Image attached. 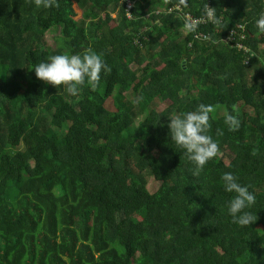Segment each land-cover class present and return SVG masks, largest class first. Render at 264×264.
Wrapping results in <instances>:
<instances>
[{
	"label": "trees",
	"instance_id": "obj_1",
	"mask_svg": "<svg viewBox=\"0 0 264 264\" xmlns=\"http://www.w3.org/2000/svg\"><path fill=\"white\" fill-rule=\"evenodd\" d=\"M130 1L0 0V264H264V0ZM88 47L111 74L77 95L41 80L39 101L32 67ZM201 103L219 152L194 176L168 124ZM225 172L255 194L251 225L232 223Z\"/></svg>",
	"mask_w": 264,
	"mask_h": 264
},
{
	"label": "clouds",
	"instance_id": "obj_2",
	"mask_svg": "<svg viewBox=\"0 0 264 264\" xmlns=\"http://www.w3.org/2000/svg\"><path fill=\"white\" fill-rule=\"evenodd\" d=\"M34 4L37 8L60 6L58 0H34ZM205 12L211 17L212 7L205 5ZM255 25L261 33H264V11L259 13ZM194 28L195 25L191 21L185 22V30L192 31ZM32 68L35 69L38 79L57 88L63 85L70 95H77L80 88L85 85L96 90L102 70L106 74H111L112 71V68L102 59V55L91 47L85 48L81 53L50 55ZM32 68L29 70L31 71ZM213 111L212 105L201 103L193 111L170 116L168 124L170 138L175 145L185 151L188 159L195 165L194 176H199L207 162L219 152L217 142L207 134L210 128V113ZM225 124L228 125L229 131H237L241 126V121L238 115L225 114ZM217 131L218 134L223 135L222 130ZM256 154L253 150L252 155ZM221 180L226 192L235 193L227 206L232 223L241 227L251 225L257 217L247 209L255 203V194L249 191L248 186L241 185L238 177L231 172L223 173Z\"/></svg>",
	"mask_w": 264,
	"mask_h": 264
},
{
	"label": "rangeland",
	"instance_id": "obj_3",
	"mask_svg": "<svg viewBox=\"0 0 264 264\" xmlns=\"http://www.w3.org/2000/svg\"><path fill=\"white\" fill-rule=\"evenodd\" d=\"M66 11H67L68 14H70V16H72L73 18H76V19H78L79 17L82 16V10L78 7V5L74 1H72L70 3V5L67 6ZM114 15H115V13H111L110 14V16H112V17H114ZM100 18L104 21L105 20V15L102 14L100 16ZM110 24H113V22L110 21ZM181 32L184 33L185 31L184 30H181ZM54 34H55L54 31H48L46 33V35H45L47 37L48 42L52 46L54 45ZM131 66L133 67V65H131ZM5 70H6V65H0V76L2 78H4ZM37 86L39 88V101H41L42 100V92H41V89L43 88L44 85H43L42 81L40 79H38V78H37ZM168 102L169 101H159V102H157V104H156L157 105V108L158 109H163L164 107H166V105H167ZM217 109L218 110H216V113L217 114H221L222 113L221 107L220 108H217ZM142 117H143V115L140 116L138 120H141ZM72 132H73L72 129L68 130V134H71ZM157 186H158V183L156 181H154L152 178H149L148 177V179H147V188H148V190L154 191L157 188ZM140 217H142V215H139L138 216V218H140Z\"/></svg>",
	"mask_w": 264,
	"mask_h": 264
},
{
	"label": "built area",
	"instance_id": "obj_4",
	"mask_svg": "<svg viewBox=\"0 0 264 264\" xmlns=\"http://www.w3.org/2000/svg\"><path fill=\"white\" fill-rule=\"evenodd\" d=\"M126 2H127V7H130L131 4H132L131 1L130 0H126ZM207 17L209 19H211V17H209L208 15H207ZM183 18H184L185 22L186 21H191L194 25L196 24L197 21H199L198 19H195V17H193L190 13L184 14ZM202 21H204V20H202ZM236 28L243 32V30L245 29V26H244L243 23H238V24L235 25V27L233 29L231 28L229 30V33H228V36H227L228 40L234 39L236 37L235 36L236 32H237ZM195 37H198L199 39H206L207 35L198 34V35H195ZM238 48H242L243 50H246V48L243 47L241 43H238Z\"/></svg>",
	"mask_w": 264,
	"mask_h": 264
}]
</instances>
